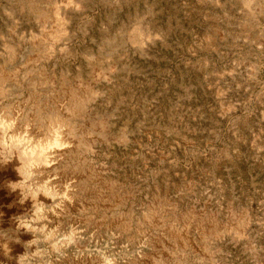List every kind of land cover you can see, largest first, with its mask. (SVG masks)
<instances>
[{
	"label": "rangeland",
	"instance_id": "374dc122",
	"mask_svg": "<svg viewBox=\"0 0 264 264\" xmlns=\"http://www.w3.org/2000/svg\"><path fill=\"white\" fill-rule=\"evenodd\" d=\"M65 1L25 8L0 0V66L16 70L18 84L5 83L0 118L10 107L31 114L40 100L45 123L54 99L61 105L66 88L83 83L98 93L76 129L99 138L93 153L79 151L57 174H34L32 189L57 181L49 205H19L0 172V264L155 258L163 249L153 230L168 226L150 229L154 211L173 227L189 226L195 241L184 250L164 246L174 264H264V0H71L63 49L48 61L30 46L18 49L53 26L40 10ZM135 31L149 35L141 51L129 41ZM90 162L95 173L81 181L105 192L107 204L52 214L78 181L71 168ZM18 223L36 233L17 235ZM214 225L232 230L204 237L200 227Z\"/></svg>",
	"mask_w": 264,
	"mask_h": 264
},
{
	"label": "bare ground",
	"instance_id": "6f19581e",
	"mask_svg": "<svg viewBox=\"0 0 264 264\" xmlns=\"http://www.w3.org/2000/svg\"><path fill=\"white\" fill-rule=\"evenodd\" d=\"M19 1L21 6L25 8H28L29 6H37L35 0ZM63 3L64 4L59 5L56 2H49V8H44V10L39 9L41 19L44 21H46V19H51L54 23L53 26L51 29H47L45 27L47 30L43 29L37 36H33L29 41L22 42V45L18 46V49L30 46L35 57L45 61L50 60L56 51L63 49L62 46H64L65 43H61V41L67 39L65 36L68 32L71 20V17H69L71 14L69 11L70 8L68 9V6L74 5L71 0H66ZM145 37L148 39L149 35L143 31H135L130 35L129 41L134 46L136 51H141L142 47L145 45ZM60 44H62L61 47ZM9 49L13 56L16 55L15 49ZM27 56L29 57V55ZM4 67L0 66V98L7 90L5 85L7 81L13 82L15 86H18L16 82V70H8L7 72ZM98 79V75L96 76L94 74L92 76V83H96L95 81ZM87 87L88 85L85 86L83 83H78L76 86H70L66 88V102H62L61 105H59L58 100L54 99L55 105H53L51 108L52 114L50 113V116L48 115L47 121L45 123L41 117L43 104L40 102V100L37 101L34 111L31 112V114L24 113L19 110L17 111L13 109V107H10L8 110L9 112L7 111L8 114H6L4 119L0 118V172L5 173L6 177L5 182H3L1 185H3L5 194L15 201H19V205L29 208V206H31V204L34 202L35 204L41 203L43 205H49L51 202H54L56 199V192H54L53 189L49 187V185H53L57 182L55 178L49 184H45L41 187L38 186L35 189H32L31 185H33L32 178L34 174L42 173L50 177L52 172L53 175H55L57 174V171L60 167L65 168V165L71 163L73 159L79 154V151L85 150L89 153L94 152L95 145L98 142L96 138H99V136H91L89 132L90 130H85L82 128L83 126H81L82 129L80 128V131L76 129V118L85 115V112L89 107V103L94 101L98 93L93 88ZM32 121H34L37 125L34 128H25V126L29 125ZM98 129L99 132L104 136L108 132V126L105 123L100 124ZM24 131L29 134V136L38 139V141L31 143V139L28 140L27 137L23 135ZM109 138L112 139L111 137ZM93 168L96 167H94V163L92 162L85 164V166H73L71 168L70 173L75 176L78 181L72 183L71 185L73 186H70L66 190L62 202L59 204L61 206L51 211L52 214H65L84 206L99 207L107 204L108 198L107 195L104 194L105 192H101V190L95 186L83 183L81 181L83 180V177L86 173L89 175L95 173L93 171L96 169L94 170ZM89 175H86L84 180H88ZM59 185H65V182L62 181L59 183ZM158 213L154 211V213L149 216L148 219H146L150 229H154V227L157 226L156 224L159 222H163L164 226H168L166 227V230L163 232V234H158L153 230L154 236L152 235V241L155 245L161 246L163 249L160 250L161 252L158 253V256L155 254V258H152L149 254H145L143 257H133L130 259V261L122 263L117 259L108 260L101 255L86 254L75 257L76 263L174 264L171 262L172 258L168 256V252L165 250L166 246L173 242L174 245L184 250L186 247L191 248L196 244H194L195 241L192 239L190 230L188 229L189 222L187 224V228H176L171 226L172 224L169 223V220L167 221V219L164 220V218H161L162 216H159ZM157 216H159V218ZM121 222L122 221H119V224ZM246 223L248 224V221L246 219L243 220V222L240 223V227H244ZM127 225L128 223L122 224L120 228L125 230ZM15 228L17 235L23 234L27 235L28 237H32L36 233L35 229L30 223H18ZM231 228L232 227L225 226L217 227L214 225L210 227H200V230L204 237L206 235L211 237H220L225 231L232 230ZM78 230L79 228L76 229V231ZM241 231H243V229ZM147 235L151 237V235L148 234V231ZM70 239V241L76 242V234L72 232L70 234ZM22 262L23 264H27L25 260Z\"/></svg>",
	"mask_w": 264,
	"mask_h": 264
}]
</instances>
